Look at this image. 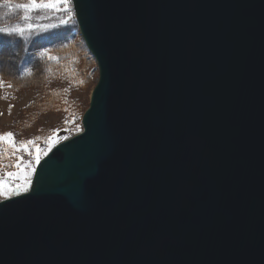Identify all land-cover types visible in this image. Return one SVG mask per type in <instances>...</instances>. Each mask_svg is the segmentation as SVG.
I'll list each match as a JSON object with an SVG mask.
<instances>
[{
    "label": "water",
    "instance_id": "obj_1",
    "mask_svg": "<svg viewBox=\"0 0 264 264\" xmlns=\"http://www.w3.org/2000/svg\"><path fill=\"white\" fill-rule=\"evenodd\" d=\"M71 3L98 79L0 264H264V0Z\"/></svg>",
    "mask_w": 264,
    "mask_h": 264
},
{
    "label": "rangeland",
    "instance_id": "obj_2",
    "mask_svg": "<svg viewBox=\"0 0 264 264\" xmlns=\"http://www.w3.org/2000/svg\"><path fill=\"white\" fill-rule=\"evenodd\" d=\"M13 10L0 9V15H8ZM75 32L78 33V39L82 40L78 27L77 31L74 28L73 33ZM8 49L11 50L2 52L4 73H0V80L3 81L0 85V136L6 133H12V136L9 139H0V177L6 171H18L14 165L19 157L22 158L21 163L32 162L33 170L28 177L31 182L37 165L33 155L36 146L46 151L49 137L55 145L82 129L79 120L89 105L92 89L98 79V68L94 58L89 60L84 49L76 45L64 49L59 58H52L53 61L41 74H34L35 80L32 81V78L21 81L12 73L16 66L14 64L26 69L31 63L32 55L43 56L46 53L50 57L58 55L59 52L54 51L52 55L51 51L31 48L22 55L21 49ZM27 141H33L32 145H28L29 151L20 146L21 142ZM22 177L23 173L21 178L12 179L14 182L23 183ZM9 196L0 195V200Z\"/></svg>",
    "mask_w": 264,
    "mask_h": 264
},
{
    "label": "trees",
    "instance_id": "obj_3",
    "mask_svg": "<svg viewBox=\"0 0 264 264\" xmlns=\"http://www.w3.org/2000/svg\"><path fill=\"white\" fill-rule=\"evenodd\" d=\"M10 2H22V0H10ZM3 8L8 7H6L3 3H0V9ZM70 11L72 15L71 17H68V13L66 11H57L55 9L49 8L36 9L30 14L31 18L29 21H25L24 19H22V16L24 15L22 10L14 9L8 15H0V27H11L17 24L24 25L26 23H32L33 25L41 26L34 31H26L23 36H20L15 33L10 35L0 33V73H4L2 70V52L9 50L8 48H15L19 50L21 49L20 54L22 55H24L25 50H31V48L40 49V51L46 50V52L48 50L51 51L52 55L55 51L59 52V56L53 55L51 57H55L54 59H57V57H60V53L64 49L80 45L84 49V54L87 56V58L89 60H93V57L86 48L85 43H83L82 40L78 39V33H73L74 28L77 31V25L74 17L71 0ZM64 19H67V23H61V21ZM51 25H54V27H50ZM32 54L33 53H31V55ZM16 59L17 57L15 58V60ZM52 61V58L47 57L46 53L43 56L32 55L31 63L27 66L28 68L24 69V67L17 66L18 64L16 63L14 64L16 66L15 68H13L12 73L17 78V80L29 81L37 72L41 74L43 72L42 70L48 67ZM33 80H35V78H33L32 81ZM80 121L81 120H79V122ZM3 143L5 144V142ZM48 151L49 150L47 149L45 152L47 153ZM44 155L45 154L43 153L41 155V158Z\"/></svg>",
    "mask_w": 264,
    "mask_h": 264
},
{
    "label": "snow or ice",
    "instance_id": "obj_4",
    "mask_svg": "<svg viewBox=\"0 0 264 264\" xmlns=\"http://www.w3.org/2000/svg\"><path fill=\"white\" fill-rule=\"evenodd\" d=\"M0 3H3L6 7L11 9H17L22 10L24 15L22 16V19L25 21L30 20V14L35 11L36 9L41 8H49V9H55L57 11H66L68 13V17H71L72 13L70 11V0H26V2H15L12 3L10 0H0ZM62 5V7H61ZM61 23H67V19H64L61 21ZM41 26L33 25L32 23H26L24 25H15L11 27H0V33L5 34H18L20 36H23L26 31H34L37 28ZM49 27V26H45ZM50 27H54V25H51ZM46 51V50H45ZM50 58H55L51 57ZM3 84V81L0 80V85ZM11 85H9L10 87ZM12 136V133H6L3 136H0V139H9ZM39 139V138H37ZM33 141H27V142H21V147L24 148L25 151H29L28 145H32ZM54 146V141L51 137L48 138V150L51 149V147ZM46 154L44 149H40L38 146H36L35 153H31L34 155L35 163H39L41 159V153ZM22 158L17 159V162L15 163L14 167L18 171H10L5 172L3 177H0V195L9 196L13 193L21 192V191H27L28 185L30 183V180L28 177L31 174V171L33 170V165L31 161H26L21 163ZM21 173H23V183L14 182L12 178H21Z\"/></svg>",
    "mask_w": 264,
    "mask_h": 264
}]
</instances>
